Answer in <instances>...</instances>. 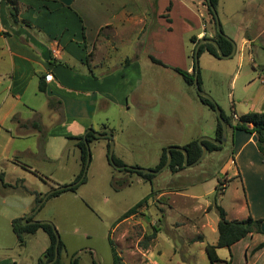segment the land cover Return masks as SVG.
<instances>
[{"label": "rangeland", "instance_id": "rangeland-1", "mask_svg": "<svg viewBox=\"0 0 264 264\" xmlns=\"http://www.w3.org/2000/svg\"><path fill=\"white\" fill-rule=\"evenodd\" d=\"M185 2L199 14L192 0ZM195 2H199L198 8L205 14L203 19L207 16L214 32L206 0ZM261 8L264 0H221L216 9L224 33L237 36L239 49L228 58H216L207 51L199 58L203 90L230 116L264 110V49L258 45L259 41L251 56L252 51L242 52L240 48L241 36L252 25H259ZM197 28L201 31L203 26ZM179 41L185 52L181 51L175 62L188 70L194 62L195 46L183 30ZM150 65L139 81L135 75L129 77L131 108L120 110L113 105L104 116L105 110L100 107L97 118H104L102 121L108 125L101 130L113 135L116 157L121 155L132 162L128 166L155 169L165 148L168 152L171 145L183 146L195 139L212 137L217 113L202 103L195 85L188 84L171 66ZM237 120L235 116L232 118L233 122ZM231 132L230 129L229 139L221 149L208 151L200 162L191 166L184 163L177 172L169 166L152 180L138 172L118 170L108 159L107 138L97 137L89 143L91 159L86 181L76 189L48 198L32 216L35 220H51L66 245L64 254L76 253L81 264H113L110 240L128 264H154L155 261L212 264L206 246L218 241L217 206L226 209L228 219H243L248 211L244 173L250 181L252 169L247 166L253 152L248 148L237 159ZM5 162L2 166L5 180L0 179V261L11 256L18 264H38L50 244L48 233L39 228L35 233H27L25 243L21 244L12 220L24 219L32 213L36 207L35 192L48 193L52 189L49 183L55 177L61 179V185L73 183L81 163L76 164L70 154L68 170L55 172L54 176L46 174L51 178L45 176L43 180L22 166L9 160ZM240 163L244 165V173L238 175L242 170ZM221 182L225 184L224 190ZM145 197L148 198L137 212L117 225L119 218ZM154 228L158 229L157 236L147 240L146 236ZM147 241L148 248H145ZM148 249H151L149 253ZM219 253L223 259L220 264H226V258L234 259L232 264H262V260L246 263L240 247L232 254L228 247L219 248Z\"/></svg>", "mask_w": 264, "mask_h": 264}, {"label": "crops", "instance_id": "crops-1", "mask_svg": "<svg viewBox=\"0 0 264 264\" xmlns=\"http://www.w3.org/2000/svg\"><path fill=\"white\" fill-rule=\"evenodd\" d=\"M195 1L199 14L185 0H0V173L4 180L5 160L43 180L46 174L68 170L70 154L80 164L81 150L72 137L108 127L104 118H97L100 107L104 116L113 105L120 110L131 108L129 77L135 75L139 81L147 66L159 64L152 57L173 69L179 67L175 59L185 52L179 41L181 30L188 39L214 35L210 20L203 19L205 14ZM260 11L259 25H252L241 36V51H252L250 56L258 41L264 49V8ZM201 25L203 29L197 31ZM230 36L236 40V35ZM118 50L120 55H116ZM188 70H194V62ZM40 80L46 91L40 90ZM137 84L139 87L140 82ZM215 131L216 127L214 138ZM231 135L237 159L248 148L253 152L247 166L252 169L251 180L241 163L238 173L245 174L246 217L251 214L263 220V231L234 243L231 252L240 247L246 263L262 260L264 264V245L257 248L264 242V154L255 133L232 130ZM61 182L55 177L49 184L54 188ZM0 264L18 261L10 256Z\"/></svg>", "mask_w": 264, "mask_h": 264}, {"label": "trees", "instance_id": "trees-1", "mask_svg": "<svg viewBox=\"0 0 264 264\" xmlns=\"http://www.w3.org/2000/svg\"><path fill=\"white\" fill-rule=\"evenodd\" d=\"M218 1L219 0H212V2L216 8L218 5ZM206 4H207V9L211 15V20L214 23V32L215 33L213 36H210L207 33L204 35V37H212V38L216 39L219 42L223 52L225 54H229L233 49V42L231 40H229L228 38H226L224 35H222L218 31L216 17L213 13V10L211 9V7L208 3V0H206ZM12 13L15 16V19L17 20L16 8L12 9ZM222 29H223V26H222ZM200 40H201V38H198L197 35H193L191 37V41L195 43V47ZM195 47H194V52H195ZM205 51L209 52L211 55H213L215 57L221 58V55H220L217 47L213 43H210V42L203 43L201 45L199 54L201 55ZM193 57H194V54H193ZM152 59L161 65L167 66L162 60L156 59L154 57H152ZM194 66H195V64H194ZM174 69L183 76V78L186 80V82L188 84L194 85L195 67H194V70L192 72H190L189 70L183 69L181 67H174ZM199 82H200V85L202 87V77H201L200 71H199ZM39 88L42 91L47 90V86L43 80H40ZM198 95H199L202 103H204L205 105L209 106L211 109L216 111L215 102H213L212 100H210L207 97L201 96L200 94H198ZM221 112H222V115L224 116V118L228 124V129L232 128L233 131L242 130V131H245L248 133H255L256 143L258 145V148L264 154V110H262V111H249L245 114L240 115L236 122L232 121L234 114H233V116H230V115L226 114L222 108H221ZM102 132L106 133L107 131H102ZM222 136H223V125H222V122L217 115L215 137L217 139L221 140ZM72 138L77 139L76 144L81 150V170H80L79 174L74 179V181H76V180L81 178V176L84 172V169H85V164H86L87 154H88L86 141L90 143L92 140L97 138V136L94 134L93 131H91V132L87 133L86 140H85L83 135L72 137ZM106 138L108 140V154H109L110 141H109V137H106ZM202 143L208 147V151H214V150H218V149L222 148L221 145H218L215 142L208 140V139L203 140ZM183 146L186 147L188 150V154H189L188 163L194 162L203 152V147L197 139L192 140ZM171 151L173 154V159H172V162L170 164V169L174 172H177L184 167L185 154H184V152H182L181 150H178V149H172ZM108 159H109V155H108ZM114 159H115L116 163L119 165H127L122 159L116 157L115 154H114ZM167 159H168V152H167V149L165 148L163 150L162 155H161L160 162L155 169H159L162 165H164L166 163ZM109 161H110V159H109ZM118 170L130 172V173L138 172L143 178L148 179V180H152V177L155 175V174H150V173H144L142 171L134 170V169L127 168V167L123 168V169H118ZM0 179H3L2 173H0ZM85 181H86V176L84 177V179L79 184H82ZM78 185H75L72 188H67L64 190L55 191L54 193H52L49 196V198L52 196H57V195L61 194L63 191H66L68 189H76L78 187ZM221 185H222V186H220L221 189L224 190L225 184L221 182ZM43 196H44V194H37L35 206L41 201ZM147 198L148 197H145L144 199L139 201L137 204H135L133 207L128 209L121 216V218H119L118 222H120V221L130 217L131 215L135 214L138 210V207L141 206ZM217 207H218V211H219V215H220V218L218 221V233H219L218 241L215 244L208 243L206 246V251H207V254H208L212 264H220V262L223 260L219 255V252H218L219 248L228 247L230 249V252H231V246L234 243L238 242L239 240H241L242 238L246 237L249 234L259 233V232L263 231L262 230V222H263L262 219L254 218L251 214H249L246 218H243V219H228L226 209L220 205ZM28 219L29 220L34 219V216L29 217ZM12 227H13V230L16 233V235L19 239V242L21 244L25 243V235L27 233H35L39 228H43L48 233V235L50 237V244L47 247V249L45 250L44 254L39 258L38 264H48V262L51 261L55 257V245H56V241H57V236H56V234L53 230V226L51 224H49V223H25L23 217H19V218H14L12 220ZM157 234H158V229L154 228V232L150 235H147L146 239L151 240V239L155 238L157 236ZM198 239H202V236H199ZM110 242L112 244L113 264H128L123 260V257L119 253V251H118L116 245L113 243V241L110 240ZM263 245H264V242L259 244L257 246V248H260ZM145 247H148V241L145 243ZM65 249H66V245H65L64 241L61 239L60 244H59V250H60L59 257L52 264H81L79 257L76 256V253H73L72 255H69L68 253L64 254ZM231 254H232V252H231ZM64 256L66 257V260H64V258H65ZM231 260H232V258L231 259L226 258V264H231ZM94 264H96V263H94Z\"/></svg>", "mask_w": 264, "mask_h": 264}, {"label": "water", "instance_id": "water-1", "mask_svg": "<svg viewBox=\"0 0 264 264\" xmlns=\"http://www.w3.org/2000/svg\"><path fill=\"white\" fill-rule=\"evenodd\" d=\"M208 3L211 7V9L213 10V13L216 17V21H217V29L218 31L224 35L226 38H228L229 40H231L233 42V49L232 51L229 53V54H225L219 44V42L212 38V37H203L201 38V40L197 43L196 47H195V52H194V64H195V76H194V85L196 87V90L197 92L201 95V96H204V97H207L209 98L210 100H212L213 102H215V100L212 98V96H210L206 91L203 90V88L201 87L200 85V82H199V71H200V66H199V58H200V48H201V45L203 43H206V42H210V43H213L221 57H224V58H228L232 55H234L236 53V50H237V44L236 42L228 35H226L222 29V24L220 22V19H219V16H218V12H217V9L215 7V5L213 4L212 0H208ZM215 109H216V113L219 117V119L221 120L222 122V125H223V136H222V139L219 140L217 138H214V137H208L207 139L208 140H211L213 142H215L216 144L218 145H224L228 139V124L224 118V116L222 115V112H221V107L215 102ZM91 131L94 132V134L97 136V137H109V141H110V147H109V159H110V162L112 164H114V166L118 169H123V168H131V169H134V170H138V171H142L144 173H150V174H158L160 173L161 171H163L164 169L168 168L172 162V159H173V154H172V149H178V150H181L182 152H184L185 154V163L186 165H194L198 162H200L204 157L205 155L207 154L208 152V147L202 143V141L204 139H201L199 140L200 144L202 145L203 147V152L202 154L192 163H188V158H189V154H188V150L186 147L184 146H179V145H171L169 146L168 148V159L166 161V163L164 165H162L159 169H149V168H142V167H138V166H128V165H119L116 163L115 159H114V148H115V144H114V138H113V135L110 134V133H102V132H97V131H94L93 129H91ZM86 135L84 136L85 140H86ZM86 145H87V160H86V164H85V169H84V172L81 176L80 179L74 181L73 183L71 184H67V185H60V186H57V187H54L52 188L48 193H46L43 198L41 199V201L36 205V207L34 208V210L32 211V213L28 214V216H26L24 218V222L25 223H49L53 226V230L57 236V241H56V245H55V257L48 262V264H52L53 262H55L58 257H59V254H60V250H59V244H60V241H61V235L59 233V231L57 230V228L54 226L53 222L51 220H48V219H43V220H35V219H28L29 217H32V215L34 213H36L41 207L42 205L45 203V201L49 198V196L54 193L55 191H58V190H64V189H67V188H72L74 187L75 185H78L83 179L84 177L86 176L87 174V169H88V166H89V162H90V159H91V151H90V147H89V142L86 141Z\"/></svg>", "mask_w": 264, "mask_h": 264}]
</instances>
